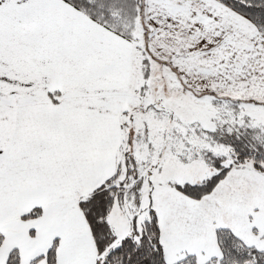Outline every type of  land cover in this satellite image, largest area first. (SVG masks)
<instances>
[{
  "label": "snow or ice",
  "instance_id": "snow-or-ice-1",
  "mask_svg": "<svg viewBox=\"0 0 264 264\" xmlns=\"http://www.w3.org/2000/svg\"><path fill=\"white\" fill-rule=\"evenodd\" d=\"M0 264H264V0H0Z\"/></svg>",
  "mask_w": 264,
  "mask_h": 264
}]
</instances>
